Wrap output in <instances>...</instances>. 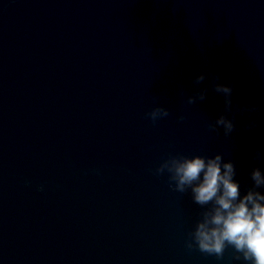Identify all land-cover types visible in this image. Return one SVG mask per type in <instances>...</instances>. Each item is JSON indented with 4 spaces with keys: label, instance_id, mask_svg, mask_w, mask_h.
Listing matches in <instances>:
<instances>
[{
    "label": "water",
    "instance_id": "1",
    "mask_svg": "<svg viewBox=\"0 0 264 264\" xmlns=\"http://www.w3.org/2000/svg\"><path fill=\"white\" fill-rule=\"evenodd\" d=\"M217 154L243 198L264 174V0H0V264H248L189 250L207 209L154 174Z\"/></svg>",
    "mask_w": 264,
    "mask_h": 264
},
{
    "label": "clouds",
    "instance_id": "2",
    "mask_svg": "<svg viewBox=\"0 0 264 264\" xmlns=\"http://www.w3.org/2000/svg\"><path fill=\"white\" fill-rule=\"evenodd\" d=\"M204 79L205 76L201 75L197 77L196 83ZM215 90L225 95L226 107H230L231 87L217 85ZM205 98V93L201 92L189 97L187 103L192 105ZM146 115L156 123L171 113L167 108L157 106ZM178 119L183 121L185 117L179 116ZM218 126H223L226 136L235 127L232 120L223 115L215 124H209V129L217 131ZM165 172L169 174V186L173 191L186 193L191 190L194 203L207 209L202 213L195 230L189 234L186 242L189 250L198 249L222 259L225 249L231 247L236 253L242 254L248 264H264V194L257 190L264 187V174L259 168L252 171L254 186L243 198L240 184L234 180V164L224 163L220 154L214 158L199 155L169 156L154 174L162 176ZM236 259H241V255H237Z\"/></svg>",
    "mask_w": 264,
    "mask_h": 264
}]
</instances>
